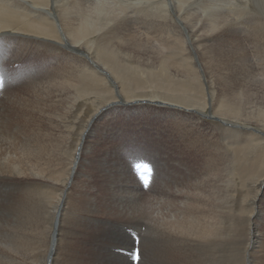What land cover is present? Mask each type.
<instances>
[{
    "label": "bare ground",
    "instance_id": "obj_1",
    "mask_svg": "<svg viewBox=\"0 0 264 264\" xmlns=\"http://www.w3.org/2000/svg\"><path fill=\"white\" fill-rule=\"evenodd\" d=\"M122 1L0 0V264H133L119 252L132 233L138 264H264L262 226L230 198L264 143L244 124L264 128V0H221L205 17L195 0ZM135 108L183 133L148 150L149 194L129 188L141 182L102 125Z\"/></svg>",
    "mask_w": 264,
    "mask_h": 264
},
{
    "label": "rangeland",
    "instance_id": "obj_2",
    "mask_svg": "<svg viewBox=\"0 0 264 264\" xmlns=\"http://www.w3.org/2000/svg\"><path fill=\"white\" fill-rule=\"evenodd\" d=\"M107 1L110 3L116 2L115 5H117V6L123 5L122 3H118V2H121L122 0L121 1L120 0H111L113 2H111L110 0H107ZM209 1H210V4L207 3L208 1H205V0H201V1L195 0L192 4V7L190 8V13L196 14L195 12H197L196 15H200V16L203 15V17H205L206 15L209 14L208 10L210 7H212L210 9H214V8L220 7L221 5H226V1H221V0L220 1L219 0H209ZM213 1H214V3H213ZM215 1H216V3H215ZM201 2L203 3V5H201L202 4ZM219 2H221V3H219ZM211 3L213 4V6ZM149 4H151V3H149ZM149 4H148V6H149ZM161 4H162V2H161ZM199 4H200V6H198ZM158 5L159 4H157L156 6H158ZM205 5H206V7H205ZM208 6H210V7L207 8ZM152 9L153 8L150 9L151 16L154 13V11ZM228 9H229V7L227 9H225L224 11L226 13H228ZM206 10H207V12H206ZM209 11H211V10H209ZM252 11H253L252 13L245 16L246 19H252L253 16H257L259 14V13H257V11L255 9ZM200 13H203V14H200ZM135 15L130 17L131 23L137 29V31H139L141 33L142 30L140 29V27L143 26L142 23H143L144 15H141V14H135ZM148 15H150V14L148 13ZM152 18L153 17L150 18V16L148 17L149 23H151ZM148 30H150L149 26H148ZM238 31H240L241 37L243 39L248 37L247 30H241V28H240ZM149 33L152 37L151 32H148V35H149ZM11 34L16 35L13 33H11ZM15 48L19 51V48H23V47H15ZM17 54H18V57L20 59L17 62V65H19V66L25 65L27 62V59L26 58L24 59V57H22L23 52L17 53ZM21 54H22V56H21ZM251 54H252V56H254V53L251 52ZM237 55H240V54L238 53ZM175 61H177V59H175ZM232 69H233V67L229 68L228 70H232ZM257 69H258V66H257ZM141 72H142V70H141ZM139 73H140V71H139ZM141 75H142L141 80H143V81L148 80V77L145 74H143V72ZM118 81L120 82V80H118ZM222 83H223V80H222ZM160 93H162V92H160ZM106 98L109 99L110 96H107ZM126 98H129V97H126ZM202 112H204V111H202ZM206 120L214 122V120L212 118H206ZM165 123H166V125H170L172 123H176V120L174 119L173 115H171L167 112H161L160 110H158V108H157V110H149L146 108H135V109H128L125 112L121 111V112L113 113L111 115V117H108V120L106 122L102 123V125L108 124V126H106V129H107V131H110L112 133L111 139L114 142L113 144L115 146V151H116L117 155L119 157H122L124 159V161H126V163H128L127 165L130 168L132 175L135 177L136 173L134 171V168L132 167V163L135 160L146 158L144 156H147V158H146L147 160L151 159L148 157V154H151V155L153 154L150 151H152L153 149H156L157 141H158V145H163L164 147H169L170 144L172 145V143H170V140H169L170 136L179 138L181 135H183V133H181L177 130L168 131L169 129L166 128ZM244 124H245V126H249V128H253V129L259 130V131H264V128L255 122H246ZM184 128H189V127H183L182 129H184ZM154 131H156V132H154ZM76 132L77 131L75 130V132L73 134V138H72V144H71L72 150L74 148V145L77 142V139H79V137L76 135ZM257 135L258 134L256 133L255 136L257 137ZM157 137L159 139L160 138H163V139L159 140ZM219 137L215 135L216 139H218ZM211 138H212V136H211ZM165 142H168V143L165 144ZM254 142H256V141H254ZM132 143L134 144V146L131 145ZM148 143H149V145H148ZM127 144H129V145H127ZM150 145H152V146H150ZM255 146H259L262 148L257 150V149H255ZM149 147H151V148L149 149ZM130 148L133 149V151H129L128 149H130ZM250 148H251V152H250L249 156L245 158V163H244V165H245V176L242 178L241 181L239 179L234 180L233 187H232V193H231L230 198H231L232 204L234 206L242 208L243 215L250 216L251 219L254 220L258 224L255 227V229L260 225V226H262L261 230H264V216H263V220H262V215L264 214V195L258 194V191H259L258 179L261 178L262 174L264 173V168L262 170V173L259 172V169L257 168V162L259 161L260 157L264 154V143H259L258 145H256L254 143V146H251ZM148 150H150V151H148ZM94 152H95L94 147H91L90 149L87 150V152L84 156V165L82 168V171L84 173H87L90 170H92L93 164L85 165V163L89 162L91 160V158L94 157ZM237 152L238 151H235V154L233 157L237 156ZM74 155H75V153L71 155L72 159H73ZM155 155L157 156L156 153H155ZM152 156H154V155H152ZM85 158H87V159L85 160ZM148 161H150V160H148ZM151 162H153V161H151ZM231 175L235 176L233 173ZM135 179L137 180L138 177L136 176ZM138 180H137V182L140 183L139 182L140 180L139 181ZM112 184H114L113 181H111L110 183H108V185L107 184L106 185L110 188H113L114 185H112ZM125 188H127V187L125 186ZM129 188L134 189L135 191L137 189L143 190L142 185L140 187L139 186L136 187L133 183L129 186ZM143 191H145V189ZM148 194H149V188H148ZM128 198H129V196H128ZM263 233L264 232H262V234ZM121 254L124 255V253H121ZM125 256H127V255L125 254ZM141 257H142V254H141ZM141 260L142 259H140V261Z\"/></svg>",
    "mask_w": 264,
    "mask_h": 264
}]
</instances>
